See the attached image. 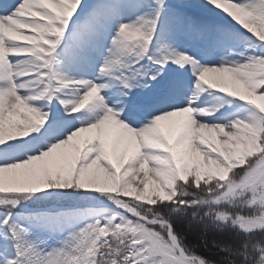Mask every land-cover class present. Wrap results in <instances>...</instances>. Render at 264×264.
<instances>
[{"label":"snow or ice","instance_id":"1","mask_svg":"<svg viewBox=\"0 0 264 264\" xmlns=\"http://www.w3.org/2000/svg\"><path fill=\"white\" fill-rule=\"evenodd\" d=\"M0 264H264V0H0Z\"/></svg>","mask_w":264,"mask_h":264},{"label":"trees","instance_id":"2","mask_svg":"<svg viewBox=\"0 0 264 264\" xmlns=\"http://www.w3.org/2000/svg\"><path fill=\"white\" fill-rule=\"evenodd\" d=\"M187 243L189 246L194 247L197 254H199L202 257L212 259L214 257V251L207 250L203 246L200 245L199 239L194 235H189L187 237Z\"/></svg>","mask_w":264,"mask_h":264},{"label":"rangeland","instance_id":"3","mask_svg":"<svg viewBox=\"0 0 264 264\" xmlns=\"http://www.w3.org/2000/svg\"><path fill=\"white\" fill-rule=\"evenodd\" d=\"M32 207H33V208H40V209H43V208L48 207V206H47V205H39V206H37V205H32Z\"/></svg>","mask_w":264,"mask_h":264}]
</instances>
